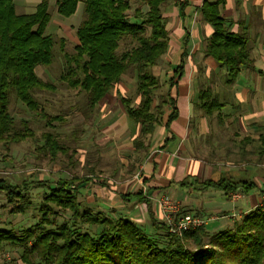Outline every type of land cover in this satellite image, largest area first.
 <instances>
[{
	"label": "trees",
	"instance_id": "obj_1",
	"mask_svg": "<svg viewBox=\"0 0 264 264\" xmlns=\"http://www.w3.org/2000/svg\"><path fill=\"white\" fill-rule=\"evenodd\" d=\"M138 1L147 10L141 13L140 8H136V21L129 19L130 0H55V6L65 18L75 15L79 6H83V20L77 29L78 44L75 54L67 59L70 66L63 80L85 93L88 109L94 111L103 103L131 70L137 72L139 105L133 106L132 101L123 96L120 99L129 118L139 128L133 140V154L137 163H142L150 149L149 140L162 125L166 110L171 111L167 127L178 118L179 112L169 88L184 75L186 53L166 83L153 75L151 69L169 51L170 33L164 16V6L169 0ZM224 4L225 0L204 3L201 10L203 20L214 28L205 55L227 68L228 82L233 83L241 69L251 66L253 61L248 37L228 30L227 21L221 15ZM50 5L51 0H41L33 13L18 14L15 0H0L2 145L19 144L34 136L27 120L16 128L9 112L12 92L29 112L49 121L59 119L50 117L35 95L53 88L36 72L39 66L52 65L55 59L54 39L45 32L51 21ZM123 40H129L131 46L121 51ZM166 85L168 90L159 96L155 105L156 92ZM207 94L202 91L200 98ZM202 102L208 112L222 108L214 98ZM43 140L44 151L53 159L64 148L51 134L44 135ZM88 180L79 184L84 185ZM211 185L227 193H247L254 188L253 184L225 181ZM2 187L9 202L24 199L27 190L26 183L22 186L3 184ZM76 189L74 180L57 182L50 193L43 195L39 222L19 234L0 228V254L9 247L22 248L24 264H264V207L249 212L234 229L211 235L201 227L178 236L171 234L164 225L163 246H159L133 221L95 216L89 210L80 212ZM133 197L148 202L142 192ZM51 203L71 211L70 221L58 226ZM16 212L25 213V208L21 206L12 211ZM82 225L91 226L94 232L82 231ZM189 241L194 242V248ZM206 246L211 249H205Z\"/></svg>",
	"mask_w": 264,
	"mask_h": 264
},
{
	"label": "rangeland",
	"instance_id": "obj_2",
	"mask_svg": "<svg viewBox=\"0 0 264 264\" xmlns=\"http://www.w3.org/2000/svg\"><path fill=\"white\" fill-rule=\"evenodd\" d=\"M130 1L132 10L129 12V19L136 21L135 9L139 7L141 13H145L147 7H141L138 0ZM40 2L41 0H15L16 12L18 14L33 13ZM170 5L171 0L165 5L167 12L168 8H171ZM49 13L51 21L45 32L46 35H51L54 39L55 59L52 65L39 66L36 72L44 82L49 83L53 88L38 91L35 95L50 117H59V119L49 121L38 117L19 102L14 92L10 94L9 112L15 120L16 128L21 127L23 120H27L34 136L26 138L19 144H0V186L3 184L22 186L26 183L27 187L24 199L13 202H9L3 187L0 188V228L11 229L19 234L34 226L41 217L40 208L44 193H50L59 181L74 180V184L77 186L76 196L80 212L89 210L95 216L100 214L112 220L128 219L133 221L145 235L154 239L159 246H163L165 232L162 227L167 226V223L155 202L153 203L151 199L153 197L142 192L148 202L138 201L132 196L133 202H127L126 199L130 198V195H125L128 191L135 193L142 188L141 163H137L132 152L134 149L132 138L139 128L128 119L120 99L123 96L130 99L133 106L139 105L141 98L137 92V72L131 70L94 111L88 109L85 93L63 80L70 66L67 59L75 54V46L78 44L77 29L83 20V6H79L75 15L65 18L57 12L55 0H51ZM248 32V46L253 60L257 55L259 43L264 44V24L250 28ZM205 43H203L204 47L207 44ZM130 46L129 40H123L120 50H125ZM201 51L199 53L202 54L204 48ZM203 55L205 54L203 53ZM201 59L198 54L196 63L199 69L196 83H199L200 86L196 88L197 94L207 90L209 84L204 80L206 75L203 70L209 66L207 61L213 65H220L209 57L205 58L207 64ZM172 65L174 66L172 63L170 65L168 54H166L151 71L164 84L168 79L167 72ZM165 89L162 87L156 92L155 105L159 102V96L166 91ZM196 102L197 112L206 113V108L202 107L203 102L199 99ZM203 108L204 110H202ZM158 127L157 129H159ZM46 134L58 138L64 147L54 159L50 153L44 151L43 136ZM83 180L88 181L84 185L79 184ZM197 187L201 186H195L192 183L188 186V190L194 196L197 195L200 199L199 203H201L207 198L204 197L205 195L197 194ZM262 196L263 200L253 210L264 207V192ZM167 197L176 206L179 205L177 200L170 196ZM124 201H126L125 204H123ZM228 205H230L229 202ZM21 206L25 208V213H12ZM50 207L53 208L54 220L58 226L70 221L71 211H65L53 203L50 204ZM182 211L189 212L180 207V212L182 213ZM176 215L178 214H172L174 220L177 218ZM220 216L213 213L209 215L203 211L196 214V217L205 222L201 227L210 235L234 229L235 225L244 219V216L239 220L236 219L232 227L220 230V228L214 227ZM80 228L90 234L94 232L93 228L88 225H82ZM189 242L191 248H194V242ZM205 249L210 250L211 247L206 246ZM21 253L22 248H6L0 254V264H24Z\"/></svg>",
	"mask_w": 264,
	"mask_h": 264
},
{
	"label": "crops",
	"instance_id": "obj_3",
	"mask_svg": "<svg viewBox=\"0 0 264 264\" xmlns=\"http://www.w3.org/2000/svg\"><path fill=\"white\" fill-rule=\"evenodd\" d=\"M216 1L171 0L168 12L164 6L170 33L168 60L170 65L174 64L167 72L168 79L185 53L186 64L182 78L169 88L178 118L167 127L171 111L166 110L163 125L156 129L150 149L140 164L142 188L138 192H146L145 195L153 198L170 196L177 200L176 219L187 214L196 216L200 211L221 215L214 227L222 230L232 227L236 219L247 215L263 200L264 44L259 43L253 65L242 68L233 83L228 82L227 68L207 61L209 66L203 70L204 80L209 82L205 90L208 94L201 99V92L196 93L200 86L196 83L199 69L196 62L199 54L206 63L203 43H208L214 33L212 25L203 20L201 10L204 3ZM221 15L231 33L248 37L250 28L264 24V0H225ZM203 48V53H199ZM213 98L220 102L221 110L197 112L198 99L207 102ZM127 117L133 121L128 114ZM136 131L132 141L138 134ZM220 181L253 184L254 188L247 193H227L211 185ZM192 183L201 186L197 187V194L205 195L207 199L203 202L199 203V197L188 190ZM138 192H126L125 195H130L126 201L133 202L131 196ZM236 194L239 198L234 197ZM180 207L189 212L181 213Z\"/></svg>",
	"mask_w": 264,
	"mask_h": 264
},
{
	"label": "built area",
	"instance_id": "obj_4",
	"mask_svg": "<svg viewBox=\"0 0 264 264\" xmlns=\"http://www.w3.org/2000/svg\"><path fill=\"white\" fill-rule=\"evenodd\" d=\"M235 198H239V194L234 195ZM153 203L158 207L160 214L167 223L169 232L174 235L182 236L184 232L195 230L205 224L200 218L187 214L176 220L172 218V214L177 213V206L167 196L159 198H151Z\"/></svg>",
	"mask_w": 264,
	"mask_h": 264
}]
</instances>
